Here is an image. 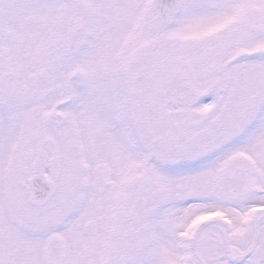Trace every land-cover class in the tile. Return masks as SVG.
Masks as SVG:
<instances>
[{"label": "snow or ice", "instance_id": "1", "mask_svg": "<svg viewBox=\"0 0 264 264\" xmlns=\"http://www.w3.org/2000/svg\"><path fill=\"white\" fill-rule=\"evenodd\" d=\"M0 264H264V0H0Z\"/></svg>", "mask_w": 264, "mask_h": 264}]
</instances>
